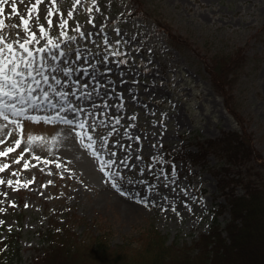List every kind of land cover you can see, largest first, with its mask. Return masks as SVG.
Masks as SVG:
<instances>
[{
    "label": "rangeland",
    "instance_id": "obj_1",
    "mask_svg": "<svg viewBox=\"0 0 264 264\" xmlns=\"http://www.w3.org/2000/svg\"><path fill=\"white\" fill-rule=\"evenodd\" d=\"M34 2L25 0L21 5L17 0L20 14L26 17ZM73 5L74 0H58L59 14L48 27L44 17L51 5L46 0L31 28L39 37L38 25L44 24L66 53L63 64L49 63L74 69L63 88L57 87L70 91L68 101L83 111L60 115L86 126L25 120L21 147L0 157V164L10 165L0 172V179H34L27 187L0 184V209H4L0 237L11 230L19 235L20 254L13 264H33L48 246L42 232L60 224L80 237L106 232L113 244L129 241L131 251L145 243L154 228L174 247L193 249L199 236L209 233L225 198L212 173L220 157L206 149L207 155L199 152L195 159L188 153L224 132L245 129L264 158V0H97L96 5L82 0ZM0 18L7 25L3 34L9 42L23 37L22 30L13 27L19 18L11 15V0ZM66 18L68 28H59ZM90 18L95 26L88 23ZM77 26L85 36L75 31ZM65 31L67 36H61ZM45 43L41 40L36 47ZM238 48L245 58L236 59L241 65L230 74L224 95L206 64L216 54ZM77 52L81 61L75 59ZM89 65L95 67L96 79L83 75L85 68L93 72ZM53 74L65 80L61 73ZM78 78L79 85L74 83ZM30 114L56 113L48 109ZM6 131L13 133L9 144L19 138L15 125ZM28 134L43 137V142L24 153V160L35 165L24 169V160L13 161L28 147ZM53 137H57L54 142ZM89 143L92 148L87 147ZM94 151L100 156H94ZM111 152L116 153L111 159L117 163L105 172H119L132 181L122 179L120 191L100 170ZM125 155L132 167L120 163ZM172 165L177 168L175 183ZM235 191L241 194L243 189L237 185ZM230 216L228 209L218 215L222 228Z\"/></svg>",
    "mask_w": 264,
    "mask_h": 264
},
{
    "label": "trees",
    "instance_id": "obj_2",
    "mask_svg": "<svg viewBox=\"0 0 264 264\" xmlns=\"http://www.w3.org/2000/svg\"><path fill=\"white\" fill-rule=\"evenodd\" d=\"M244 58L238 48L207 62L206 69L224 95L230 74L241 65L236 59ZM205 149L220 157L212 173L225 202L219 204L209 233H202L193 249L174 247L154 228L145 243L131 251L129 241L113 244L106 232L80 237L60 224L42 232L48 246L33 264H264V158L245 129L224 132L188 155L192 159L201 156L199 152L207 155ZM237 185L243 189L241 194L235 191ZM227 209L230 220L222 228L218 215ZM18 238L15 230L0 237V264H13L19 257Z\"/></svg>",
    "mask_w": 264,
    "mask_h": 264
},
{
    "label": "snow or ice",
    "instance_id": "obj_3",
    "mask_svg": "<svg viewBox=\"0 0 264 264\" xmlns=\"http://www.w3.org/2000/svg\"><path fill=\"white\" fill-rule=\"evenodd\" d=\"M9 3V0H0V17L4 13V5ZM19 3L23 5L25 0H19ZM46 0H35L34 3H31L30 7L27 8V15H21L17 8V0H11V15L19 18V24L13 25V27H19L23 32V37L15 39L11 42L3 34V30L6 29L7 25L3 18H0V146H4L3 150L0 151V157H7L10 153L15 152L18 148L21 147L23 142L24 135V124L23 121H44L48 123L61 122L68 125L75 124L78 128H85L86 122H78L75 118L69 119L65 116H61L60 113L64 111L72 112L78 114L83 109L75 107L71 102L68 101V96L70 91L58 90L63 88L64 84L67 83V77H70L73 74L74 69L70 67H60L59 64L49 63V61L56 62L59 61L60 64H63L64 61L61 59L66 56V53L61 50L60 44L55 43L49 36L48 31L44 24H39V37L37 32L33 31L31 24L34 20H39L40 18V7L44 5ZM50 7L46 9V15L44 17L48 27L53 25V16L59 14L58 0H48ZM82 3V0H74V5H79ZM92 5L97 4V0H91ZM93 9L89 8L88 11L91 12ZM96 11H100L99 7L95 8ZM73 13L69 11L67 17L71 18ZM89 24L94 25V19L90 18L88 21ZM69 25V20L63 19L59 22L58 27L61 29H67ZM102 30V27H101ZM75 31L78 32L82 37L85 36L84 32H81L79 26L75 28ZM119 32V30H117ZM19 36L20 33H17ZM61 36H67V32H61ZM88 36L91 33L87 34ZM69 39H75V37H69ZM41 40H45L46 43L40 47ZM105 43H108L107 37H105ZM119 43V41H117ZM76 61H81L82 57L77 52ZM83 59H86L83 58ZM121 63H126L121 61ZM93 68V72L89 73L88 69H83V75H91L93 79H96V69L94 66L89 65ZM111 71V69H107ZM53 73H61L65 80L62 81L58 79ZM52 83H49V81ZM79 85V78L74 82ZM47 85V88L44 87ZM87 87V85H84ZM71 95L75 96V93L72 92ZM90 95V94H89ZM55 97V100L53 99ZM123 107V105H120ZM51 109L55 111L54 116L50 115H32L30 113H37L40 111H45ZM135 116H132L131 119H135ZM116 123H119V119L116 120ZM9 125H15V131L18 134L19 138H16L14 141L9 144V137L13 135L11 131H6ZM57 137H53V142ZM91 141V136L88 137ZM131 139V137H130ZM139 140V137L135 138ZM27 144L28 147L23 148L16 160L13 161L15 164H20L24 160V153L31 151V146L37 142H43V137L33 136L31 134L27 135ZM88 148H92V143L87 145ZM94 156L99 157L98 152H93ZM115 152L109 154V158L102 160L100 170L105 172V169H112L113 166L117 163L112 160L111 157L115 156ZM128 156L120 161L125 167H132L128 165L127 160ZM37 162L40 161V157H33ZM139 159V157H137ZM154 159H160L159 157H154ZM48 163V161H44ZM60 164H57V167H60ZM10 165L7 163L0 164V172H4L6 169H9ZM29 167H35V165L30 164L27 160H24L23 168L27 169ZM143 171V170H141ZM14 176L19 175L18 172L12 173ZM109 178L111 186L120 191L122 184L120 181L123 179L127 183H131L127 177H121L119 172H105ZM172 183H175L177 176V168L175 165H172ZM32 181H13L0 179V184H7L8 186H17V187H27ZM49 184L52 181L48 182ZM47 185H44L46 187ZM14 190H16L14 188ZM122 195L126 194L121 192ZM7 195V193H3ZM138 195V194H137ZM166 199V198H165ZM145 204L148 203L147 197L143 198ZM2 203V201H0ZM14 207V203L12 204ZM28 205L26 204L25 207ZM4 209H0V212ZM172 211L175 212V207H172ZM4 222L0 220V225Z\"/></svg>",
    "mask_w": 264,
    "mask_h": 264
}]
</instances>
